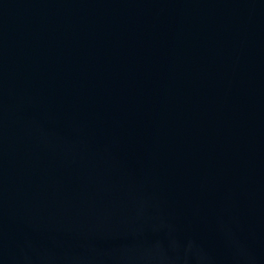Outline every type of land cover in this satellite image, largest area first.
Masks as SVG:
<instances>
[{
    "label": "water",
    "instance_id": "obj_1",
    "mask_svg": "<svg viewBox=\"0 0 264 264\" xmlns=\"http://www.w3.org/2000/svg\"><path fill=\"white\" fill-rule=\"evenodd\" d=\"M0 264H264V0H0Z\"/></svg>",
    "mask_w": 264,
    "mask_h": 264
}]
</instances>
